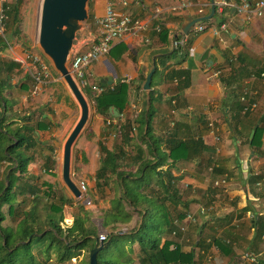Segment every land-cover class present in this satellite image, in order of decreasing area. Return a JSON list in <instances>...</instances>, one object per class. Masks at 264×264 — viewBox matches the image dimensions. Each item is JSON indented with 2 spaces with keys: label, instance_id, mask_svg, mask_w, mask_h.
I'll return each mask as SVG.
<instances>
[{
  "label": "crops",
  "instance_id": "0c3cea01",
  "mask_svg": "<svg viewBox=\"0 0 264 264\" xmlns=\"http://www.w3.org/2000/svg\"><path fill=\"white\" fill-rule=\"evenodd\" d=\"M218 1L215 0V4ZM235 1L241 3L244 0ZM183 3L190 6L182 11H172L173 7ZM110 4L117 13L125 11L142 20L147 28L125 33L114 42L107 56L84 69V80L89 86L82 90L90 113L87 126L73 148L72 165L76 164L78 177L86 181L94 199H98L101 193L95 188V174L100 165L99 143L113 150L120 141L119 131L116 138H110L109 133L117 129L118 121L128 118L133 122L145 118L151 105L152 130L160 154L168 153L167 141L172 139H193L203 144L200 164L196 160L178 162L171 170L174 177L181 178L179 187L187 191L188 206L181 210L192 214L195 221H185L184 230L178 236L171 235L170 241L183 253H193L192 264H264V227L259 229L261 235L255 239L259 218L264 224V156L254 155L245 139L250 127L264 116V14L246 18L229 8L222 14L217 12V17L205 21L207 24H196L189 31L186 35L189 53L182 58L180 53L187 47L178 50L180 48L173 47V41L182 36L187 19L209 14L210 0H89L88 19L74 41V55L87 50L96 40L97 20ZM219 23L228 25V33L216 38L210 28ZM199 25L206 30L198 33ZM26 51L14 39L0 50L2 59L19 64V68L11 73L14 88L8 87L3 92L9 108L4 109L0 100V133L5 132L1 128L3 120L9 124L7 131L26 129L28 135L34 136L41 154V157L35 156L33 164L38 159L44 164L45 158L50 157L55 162L54 168H59L54 156L61 153L80 110L60 75L41 54L51 74L40 93L32 95L35 85L27 69L29 63L24 61ZM153 68L150 89L144 91V83ZM169 69L189 73V86L179 94L174 92L176 81L164 80ZM217 71L219 74L215 73ZM126 77H129L128 82H124ZM119 82L128 86L127 105L121 114L111 108L112 118H105L96 112L93 87L106 90ZM248 103H254L255 107L246 114L243 109L241 118L236 120L235 108L241 105L245 108ZM107 121L113 126L107 127ZM138 122L133 126L131 143L136 142L144 149L145 144L141 141L145 139L146 125ZM234 125H237L236 132ZM258 125L263 129L258 152L264 154V121ZM213 166L218 169L215 178L211 174ZM250 174L260 180L250 183ZM223 179L224 184L215 186V182ZM74 182L78 185V181ZM108 193L111 194L106 188L102 195ZM67 195L71 197L69 193ZM110 200H106L109 205ZM65 222L71 224L72 217H66ZM137 223L139 219L133 215L128 224L119 225L121 228L117 232L122 234ZM138 262L132 264H140Z\"/></svg>",
  "mask_w": 264,
  "mask_h": 264
},
{
  "label": "trees",
  "instance_id": "16d2710c",
  "mask_svg": "<svg viewBox=\"0 0 264 264\" xmlns=\"http://www.w3.org/2000/svg\"><path fill=\"white\" fill-rule=\"evenodd\" d=\"M23 1L10 0L2 5L5 19L3 35L0 33V50L6 48L10 40L19 42L22 36L19 21ZM214 16L217 17V11ZM20 44L28 48L26 44ZM184 46L187 49L180 53L182 58L189 53V41L177 48L181 50ZM18 68V63L0 57V100L4 109L9 106L3 92L8 87L14 88L11 73ZM27 77L31 78L30 75ZM164 80L177 82L174 87L176 94L190 83L189 73L184 70L169 69ZM149 97L151 104V93ZM93 98L96 112L111 119V108H116L121 114L126 107L128 86L119 82ZM243 109V105L235 108L236 120L241 118ZM152 114V106L149 105L145 118L143 116L133 122L128 118L119 120L116 130L119 131L120 141L113 146V150L99 143L100 165L95 174V188L100 192L107 188L114 196L109 207L101 214L102 226L110 233L104 247L97 253V264H132L137 259L140 264L193 263V253H183L169 239L173 234H180L186 221V213L181 208L188 206L185 200L187 191L179 187L181 178L174 177L171 170L178 162L196 160L200 164L203 144L193 139H172L167 141L168 153L160 154L158 141L153 135ZM262 120L264 116L250 127L246 143L254 155L264 156L258 152L263 131L258 124ZM136 122L146 125L145 139L141 141L145 144L144 149L136 142L131 143V132ZM1 124L5 132L0 133V166L4 163L5 167L0 178V264H65L80 257L83 252L89 255L98 239L90 212L82 206L77 207L71 197L51 184L43 183L47 187L46 191H42L40 178L30 175L35 156L41 157L34 136L31 133L28 135L22 127L7 131L9 124L5 120ZM233 130L238 131L237 125H234ZM251 130L255 132L249 142ZM4 139H7L8 144L3 145ZM54 165L50 157L45 158L44 168L52 169ZM164 165L168 166L165 170L162 168ZM212 169L215 172L211 174L215 178L218 169L214 166ZM259 180L260 177L251 176L249 182L256 183ZM4 206L7 207L8 217L15 223L14 227L2 225L6 220L2 212ZM65 206L76 209L71 214V224L65 222ZM133 215L138 217L139 223L119 234L116 231L121 228L119 225L128 224ZM260 221L259 218L255 239L261 235L259 229L264 227ZM125 245L130 247V260L126 256L128 253L124 252ZM133 245L138 249L133 250ZM217 245L221 247L219 243Z\"/></svg>",
  "mask_w": 264,
  "mask_h": 264
},
{
  "label": "water",
  "instance_id": "95a60500",
  "mask_svg": "<svg viewBox=\"0 0 264 264\" xmlns=\"http://www.w3.org/2000/svg\"><path fill=\"white\" fill-rule=\"evenodd\" d=\"M88 2L89 0H41L36 33L37 50L47 60L50 67L60 75L80 110L78 120L63 142L60 163L62 185L75 201L79 200L83 193L72 179V154L78 138L87 126L90 109L86 96L72 75L69 65L74 56V41L88 19ZM215 5V0H210V12L207 16L187 19L181 35H187L196 24L213 18ZM205 56L206 54L203 55ZM154 70L155 68L146 78L144 91L150 89ZM253 135L254 130L250 133V140ZM104 244L98 239L95 240L94 247L89 252L88 264H97V253L104 247Z\"/></svg>",
  "mask_w": 264,
  "mask_h": 264
},
{
  "label": "built area",
  "instance_id": "2783aa9c",
  "mask_svg": "<svg viewBox=\"0 0 264 264\" xmlns=\"http://www.w3.org/2000/svg\"><path fill=\"white\" fill-rule=\"evenodd\" d=\"M10 0H0V33L2 34L4 31V24L3 20L5 19V15L3 12L2 5L9 3ZM126 1H123L122 4L126 5ZM189 4H180L176 7L172 8V11H182ZM217 12L221 13L226 9H233L239 14L245 15L246 18L249 16H257L261 17L264 14V0H257V1H247L244 0L241 3H237L235 0H220L216 3ZM97 27H98V35L96 40L91 44V46L80 53H77L71 59L69 69L75 79L78 81L81 88L89 86V83L84 80V69L90 65L91 63L98 61L99 59L107 56L110 50L113 47V44L116 40L120 39L125 33L133 31V32H141L146 30L147 25L142 21L133 18L128 12H121L117 13L114 7L110 4L107 5L104 15L97 20ZM211 32L217 38L220 37L221 34L228 33V25L221 23L219 26L211 27ZM206 28L202 25L197 27V32H203ZM186 35H182L181 37L174 39L173 47L177 48L178 46L184 45L186 41ZM24 61L29 63L28 71L32 75V78L35 82V87L32 90V95H38L40 93L41 87L44 82L50 78V68L45 62V60L38 54L31 53L30 51H26L24 55ZM219 74V72H215ZM215 74V75H216ZM129 77H126L124 82H128ZM95 94H100L104 91L101 87H93ZM242 101H246L245 98H242ZM255 107L254 103H248L247 106L244 108L245 111L250 110ZM107 127H112L113 124L110 121H107ZM111 130V129H110ZM213 130V129H212ZM110 138L117 137V130L114 128L109 133ZM226 181L223 179L220 182H215V186L220 184H224ZM78 187L80 191L83 193V196L79 199L81 200L82 207H91L92 200L87 196V189L88 185L84 181L78 182ZM203 213V210H201ZM185 220L189 222H194V216L192 214H186ZM181 230H184L183 226ZM107 235H99L98 241L99 242H106Z\"/></svg>",
  "mask_w": 264,
  "mask_h": 264
},
{
  "label": "rangeland",
  "instance_id": "374dc122",
  "mask_svg": "<svg viewBox=\"0 0 264 264\" xmlns=\"http://www.w3.org/2000/svg\"><path fill=\"white\" fill-rule=\"evenodd\" d=\"M40 2L41 0H24L22 5L20 6L21 13H20V21H19V26L22 32V36L19 38V42L26 44L27 45V50L30 51L31 53L34 54H40V52L37 50V45H36V33H37V25H38V17H39V9H40ZM3 35V34H2ZM5 37V36H4ZM9 40V39H8ZM86 79V78H85ZM86 94H88L90 97V92L88 90H85ZM246 139V138H245ZM7 139H4L3 145L8 144ZM6 141V142H5ZM57 157L54 156L55 161L59 163V168L58 166L55 167L54 169H51L50 171L48 169H44L43 163H40V159H38L36 164H33L30 166V175L34 177H39L40 178V187L42 191H46L47 186H43V183H48L51 184L53 187L56 189L64 191L66 194L67 191L65 187L62 185V182L60 180V155L61 153L57 152ZM79 163H77L78 165ZM5 164L3 163L1 165L0 169V178L2 177V173L4 170ZM76 164L72 165V177L75 181H83L78 177V173L76 172ZM49 172H48V171ZM86 183V181H84ZM48 189V188H47ZM88 187L87 189V196L92 200V206L91 207H84L85 211L90 212L92 223L94 224L95 228L97 229V238L99 235H107L110 233V231L102 226V221H101V213L100 210H106L108 208V202L106 200H110L113 198V194H107V195H102L101 193L100 197L98 199H94V193L93 191ZM97 195V193H95ZM99 195V194H98ZM21 198L18 197V201H20ZM75 204L77 207L82 206L81 200L75 201ZM76 209L70 208L68 206H65V217L69 218L71 217V214L75 212ZM2 212L6 216V220L2 223L3 226H11L14 227L15 223L8 217L7 215V207L2 208ZM117 231V230H116ZM125 250L124 252H127L129 255V246L125 245ZM137 246L133 245L132 249L134 250ZM138 249V248H136ZM135 249V250H136ZM40 260L41 258L38 257ZM89 255L87 252H83L80 257L71 260L70 262H67L65 264H82L85 263L87 264L89 262ZM120 260V259H119ZM138 261V260H137ZM124 263V262H122ZM50 264V263H49ZM53 264V263H51Z\"/></svg>",
  "mask_w": 264,
  "mask_h": 264
}]
</instances>
